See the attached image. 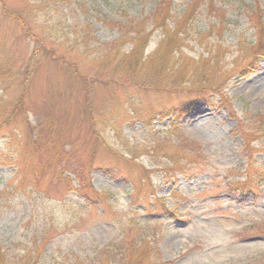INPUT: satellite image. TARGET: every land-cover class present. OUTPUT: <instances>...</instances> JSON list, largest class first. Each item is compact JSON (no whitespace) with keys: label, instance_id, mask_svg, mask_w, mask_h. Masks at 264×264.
<instances>
[{"label":"rangeland","instance_id":"1","mask_svg":"<svg viewBox=\"0 0 264 264\" xmlns=\"http://www.w3.org/2000/svg\"><path fill=\"white\" fill-rule=\"evenodd\" d=\"M167 1L177 18L192 2L0 0V247L9 264H25L28 255L38 264H137L134 256L124 259L146 244L158 251L161 264H264V184L256 196L228 189L236 179L244 182L253 161L264 163L263 129L260 140L253 136L250 148L245 145L251 122L264 117V62L252 75L239 73L257 46L258 25L264 41V0L200 4L188 24L190 39L178 43L182 53L175 71L187 72L186 80H202L201 86L223 82L234 104L231 111L197 102L180 124L157 115L154 106L188 94L149 88L165 85L150 64L125 75L116 63L101 66L106 46L121 36L108 22L149 21ZM161 40L162 33L153 32L146 56ZM133 45L126 41L118 57ZM243 45L246 51L239 52ZM217 57L223 58L219 66L212 62ZM202 59L204 68L197 63ZM31 60L36 69L27 109L16 115L19 124L28 118L30 127L5 125ZM31 128L38 136L51 131L53 141L63 138L62 159H75L60 165L62 183L46 176L36 187H21L16 180L11 140ZM182 152L206 157L200 173L167 177L166 168ZM90 162L91 184L107 199L95 206L76 191L79 163ZM144 169L156 173L142 179L143 191L134 198Z\"/></svg>","mask_w":264,"mask_h":264},{"label":"trees","instance_id":"2","mask_svg":"<svg viewBox=\"0 0 264 264\" xmlns=\"http://www.w3.org/2000/svg\"><path fill=\"white\" fill-rule=\"evenodd\" d=\"M204 0H192L191 4H189L185 11L182 13L183 16L178 17L173 12L172 4L167 1L160 4L154 12L153 17L150 18L149 21L144 22H135L130 21L128 23H111L108 22L107 25L109 27L116 29L119 33L121 32L120 38L110 47L106 46V53L103 57L101 66L103 68H109L112 64H115V68L118 69L120 75H125L126 73H134L138 71H142V67L150 64V67L157 79H160L165 83L163 87L157 86H148L149 88L157 91L159 94L164 95H172L179 91L185 92L186 95L185 100H174L170 105L165 104L164 101L156 103V107L154 106L155 113L157 115L163 116V118L173 117L174 124H180L181 120L184 119L185 110L188 107H192L197 102H204L209 107H212L216 110H233L234 100L231 99L228 95H226L222 91V87L224 85L223 82L220 84L214 85L213 83H207L201 86L202 80L196 83L193 81L186 80L187 72L180 71L177 73L175 71L176 64L179 61L176 60V55L182 53L181 48L178 46L179 42L187 41L190 39V34L188 32V24L193 20L192 18L195 16L196 11L200 7V4ZM152 24L151 30H149V24ZM172 23V25H171ZM259 40L256 42L253 49L252 56L248 58V62L243 66L239 73L252 75L253 73L258 71V68L261 62H264V41L261 25L257 26ZM160 31L163 36V40L158 45V48L152 54L146 56V49L148 47L150 38L153 35V32ZM126 41L133 43V47L130 52L126 53L124 51L122 58H119L121 50H125ZM254 45V46H255ZM252 47V46H251ZM239 52L246 51V48L242 46L238 47ZM249 50H247L248 52ZM210 55V54H209ZM241 55V54H240ZM224 57V56H223ZM118 60V61H117ZM205 59L198 61V64L204 65L202 62H205ZM212 61V60H211ZM223 61V58L217 57L215 62L217 66ZM145 64V65H144ZM74 66L71 65V68ZM205 65L203 66V68ZM33 60H31L30 65L27 67L26 72H24V79L22 81L23 84V93L19 100L15 103V105L11 108L8 117L3 120L5 125L14 124L17 126L25 125V128L30 127V123L28 118L26 120L20 121V124L16 122L19 116L17 113H21L27 109L26 106V96L28 94L27 88L30 79L34 75ZM10 71V69H8ZM75 74H79L78 71H74ZM4 75H7V72H4ZM245 75V76H246ZM3 76V74L1 75ZM166 77V79H164ZM4 77H2L3 79ZM12 78V77H11ZM85 79V76H83ZM0 80V83H3L5 80ZM9 79V78H7ZM84 83V82H83ZM85 86H89L88 80L85 81ZM140 85V84H139ZM143 87L142 85H140ZM143 88H146L145 85ZM23 116V115H22ZM26 116V115H24ZM20 117L18 118V120ZM17 120V121H18ZM253 124V132L248 134L247 142L250 148L252 142L254 140L250 139V137H255V140H260L261 137L257 136L258 133H263L264 131V117L255 118ZM244 128V127H243ZM28 132H23L20 136L18 133H15L14 136L17 138L12 139V148L15 149V154L17 155L14 158L13 164L18 169L16 180H20L21 187L25 186H37L34 184L41 181L43 177L50 176L53 183L60 184L65 179V173L60 170V165L62 163L71 164L75 159H62V139L58 136L60 141H53V137H50L51 131L45 132L43 135H37L33 128ZM21 131L20 129L16 130V132ZM43 133V132H42ZM45 138L46 141H45ZM186 139V138H184ZM52 141V142H50ZM25 143V149H23V144ZM50 144V145H49ZM11 146V145H10ZM195 146L200 147L195 144ZM10 148V147H9ZM130 152V149H127ZM131 153V152H130ZM195 155L184 154L183 152L179 154V158L174 160V163L171 167L166 168V176L178 177H190L195 175L196 173H200L201 168L203 167L202 162L206 158L201 153H194ZM182 160L189 161L186 164H183ZM81 174H80V188L76 189V191L88 202L90 206H95L98 203L104 204L107 199L102 198L101 194H99L92 186L91 180L89 179V175L91 174L90 170L93 166L92 162L89 164L81 165ZM116 171L115 173H117ZM138 172V171H137ZM155 171H146L145 169L140 171L139 181L136 183L134 187L135 197L138 198V194H141L143 191L142 179L147 178L149 174H154ZM117 177V174H114ZM25 183H27L25 185ZM264 184V163H256L253 161L250 164L249 172L242 182L239 179L232 181V183L228 186V189L239 193L240 196L252 195L256 196L261 187ZM151 187V184L149 185ZM69 192L74 190L71 183L68 184ZM132 194V195H134ZM162 205H165L164 202ZM128 250L127 252H129ZM126 252V251H125ZM125 254V253H124ZM132 256L135 257V262L137 264H152V259H156L160 261V256L158 251L153 248L151 245H142L141 247L134 248L128 254L127 258L124 259L126 262ZM28 262L25 264H38V261L32 257V255H28ZM39 258V257H38ZM33 259V263H31ZM129 261H127V264ZM0 264H9L6 256L3 254V250L0 247ZM125 264V263H123Z\"/></svg>","mask_w":264,"mask_h":264},{"label":"bare ground","instance_id":"3","mask_svg":"<svg viewBox=\"0 0 264 264\" xmlns=\"http://www.w3.org/2000/svg\"><path fill=\"white\" fill-rule=\"evenodd\" d=\"M255 84L257 85L258 83H255ZM248 88H249V86H246V87H245L246 91H247Z\"/></svg>","mask_w":264,"mask_h":264}]
</instances>
